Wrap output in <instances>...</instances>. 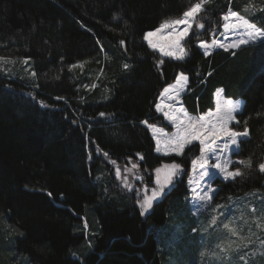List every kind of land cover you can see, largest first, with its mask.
Wrapping results in <instances>:
<instances>
[{"label":"trees","instance_id":"obj_1","mask_svg":"<svg viewBox=\"0 0 264 264\" xmlns=\"http://www.w3.org/2000/svg\"><path fill=\"white\" fill-rule=\"evenodd\" d=\"M201 2L0 0V56L27 59L35 73H0V264H164L157 230L171 223L179 205L189 210L191 158L189 151L157 153L142 121L170 128L156 103L179 73L188 75L181 100L190 114L213 109L219 88L243 99L238 116L250 134L245 156L253 167L261 163L264 40L209 54L196 43L220 30L230 7L264 28L245 11L251 1L203 0L186 58L163 56L144 39ZM125 164L136 165L158 190L156 169L177 164L181 172L164 182L144 213L117 178ZM256 189L264 194V174L253 170L220 192ZM86 220L97 232L93 249L78 254Z\"/></svg>","mask_w":264,"mask_h":264},{"label":"rangeland","instance_id":"obj_2","mask_svg":"<svg viewBox=\"0 0 264 264\" xmlns=\"http://www.w3.org/2000/svg\"><path fill=\"white\" fill-rule=\"evenodd\" d=\"M250 1V5L253 7L248 8V5L245 6V8L248 9V13L254 16L257 21H264V0ZM229 9L233 10V7H230ZM203 10L204 4L202 11ZM202 11L199 12L192 21L193 27L190 29L189 36L180 41L181 46L186 52L182 58H186L189 55L190 45L188 41L190 42V40L187 39L197 28L195 22L197 17L202 14ZM182 17L183 15L166 20L171 21L181 19ZM245 17L248 19L247 16ZM224 23L225 21L223 20V24ZM252 23H255L258 27H260L256 22ZM223 24L219 31H216L218 30L216 29L214 32H211L210 39L196 41L198 45H200L201 42L207 43V48H201L199 46L204 53L209 54L214 49L218 48L217 45L212 43L213 40H218L227 44L240 38L248 39L245 34V29L240 28L235 30H225L223 28ZM160 25L154 29L146 31L145 34L149 31L154 32L155 35L151 37V41L162 46L165 49L164 52L160 51L159 47L152 48L149 41L145 39V35L144 39L152 49L157 50L163 56H171L166 55L165 53L170 51L178 52L177 48L170 47L172 39L174 38V32L172 29H165L163 31L156 32V29H158ZM183 27L184 26L181 25L177 30H182ZM262 40H264V37H259L255 41H250L247 45L258 43ZM242 46L245 45H241L240 47ZM171 57L180 59L176 56ZM0 58H3L0 59V73L2 75L12 72V74L19 73L21 75H23L21 72L29 71L31 74L33 73V70L30 69L29 61L27 64L24 63L25 59H11L6 56H0ZM180 74L181 73H179L177 77H179ZM186 76L188 77V75ZM177 77L161 90L156 103V106L160 105L159 109L156 107L157 112L159 115L163 116V119L170 126V128L167 129L164 126L155 124L149 120L142 121L148 128H150L151 134L155 140V151L161 155H177L171 151V148L165 147V143L174 138L179 131L177 127L178 121L169 119L170 116L175 115L185 121L189 119L195 120L199 116L209 112L215 114L218 106L223 108L230 104L235 108L237 105H241L242 109L243 105L241 98L227 97L223 94V89H218L215 93V107L207 110L205 113L192 115L185 110L181 100L182 94L186 91L188 79L181 88L176 84ZM169 86L172 87L169 92L166 93L164 90L165 88H169ZM177 90L179 91V95H177ZM181 108L183 109V112L177 111V109ZM241 109L234 112L236 120L240 123L233 121L229 125L231 129L237 132L242 133L245 128L248 130V137L240 139L238 150L235 146H232L228 151L223 153L217 149V154L213 155L211 152L205 150L199 141H193L191 144L185 146L182 154L177 155L182 156L186 153V151H189L188 154H186L191 158L186 183V187L189 190V196L187 197L189 210H184L179 205V207H176V210L173 212L172 219L170 220L171 223L163 227L161 226V229L157 230V235L159 237L158 250L160 255L164 256V264H190L191 262L195 264H264L263 191L258 189L248 190L238 195H225L223 192H220L223 184L235 181L237 182L238 178L252 174L253 170L255 173L258 172L264 174V172L259 170V165L256 167H253L252 164L249 165V158L245 156V152L249 150L247 147V141L250 139V134L245 121L240 120V117L238 116V112H240ZM165 113H167V115H165ZM212 118L215 119V115H213ZM157 141H159V143H157ZM225 142H227L226 138L217 141V144H219L222 148L223 143ZM204 155L207 156L208 164L204 165L202 168L200 163L202 162ZM217 156H219V160H217ZM226 160L232 161L228 168L229 171L239 169L242 175L237 176L235 179H223V173H220L218 169H215L214 165L219 162L223 166ZM193 161H197L195 167L193 166ZM238 161H244V163L240 164ZM261 163H264V156ZM133 164H125L123 167L118 168L120 174L117 178L121 182L125 193L130 192L133 195V199L128 193H126V196L133 200V202L136 201L139 208L143 212L141 204L143 203L145 197H150L152 195V190L155 188L150 187L146 181L143 180L141 173L137 167H133ZM171 168L172 167L169 169ZM129 169H131V171H129ZM169 169H160V172L157 174L159 179V189L163 186ZM180 172L181 170L179 167L175 175L180 174ZM204 172H207L209 175L201 177V174ZM125 180H127V186L125 185ZM209 187L211 189H216L215 192L208 193L212 199L210 201L201 200L200 197L205 194V191ZM155 190L160 191L158 189ZM122 196L125 202H127V197L124 195ZM159 196L153 200L152 207ZM152 207L148 209L147 212L151 210ZM253 209H255V211H253ZM213 217L216 218L215 224H212ZM93 221H96L95 218ZM224 224H228L229 228L225 229L223 227ZM6 226L9 227V225ZM79 229L86 234V242L82 245V247L76 248L75 251L78 254H86L93 249L92 239L97 232V224L94 222V225L91 228L86 220L83 225L79 226ZM194 229L195 231H193ZM231 229H235L238 235L233 234ZM161 231H163L165 235L164 240L162 239L163 233ZM241 237H243V239H241ZM241 257H243V259H241Z\"/></svg>","mask_w":264,"mask_h":264},{"label":"snow or ice","instance_id":"obj_3","mask_svg":"<svg viewBox=\"0 0 264 264\" xmlns=\"http://www.w3.org/2000/svg\"><path fill=\"white\" fill-rule=\"evenodd\" d=\"M253 7L252 5H249L248 8ZM203 9V0L201 3H196L192 7H190L187 11L183 12V17L181 19H175V20H165L161 23L160 27L156 29V32L163 31L165 29H172L174 32V38L172 39V44L170 47H175L178 49L177 51H170L166 52V55L176 56L177 58H182L186 52L185 49L181 46L180 41L183 40L185 37H188L190 34V29L193 27L192 21L196 17V15L201 12ZM248 9L246 8L245 11ZM223 20L225 23L223 24V28L225 30H235L243 28L246 30L245 34L247 35L248 39L240 38L232 43H222L218 40H213L212 43L214 45H217L220 48L224 49H237L241 45H246L250 41H255L259 37H264V28L258 27L255 23H252L249 19H247L245 16H242L240 12L234 11L229 9L224 15ZM183 25L182 30H177L179 26ZM200 28H203L204 25H199ZM155 35L154 32H147L145 34V39L149 41V44L152 48H160V51L164 52L165 49L153 43L151 41V37ZM122 43V42H121ZM201 48H207L208 45L206 42H201L199 45ZM3 59V58H0ZM24 63L27 64L28 60L25 59ZM73 68L77 67V65H72ZM82 67V65H80ZM124 68L127 69L128 65L125 64ZM33 76H35V73H32ZM188 77L181 73L179 77L176 79V84L179 85L181 88L183 87V84L187 82ZM172 86H169V88H165V92H169L170 88ZM177 95H179V91L177 90ZM158 109L160 108V105L156 106ZM238 109H241V105H237L235 108L232 107L230 104L227 107H217L216 113L213 114L211 112L206 113L204 115L199 116L195 120H181L179 117L173 115L170 116L169 119L178 121L177 127L179 129L177 135L172 138L170 141H167L165 143L166 148H171V151L176 153L177 155L182 154L184 152L185 146L191 144L193 141H199L200 144L203 145L204 149L211 152L213 155L217 154V149L220 150L221 153L228 151L232 146H235V148L238 150L239 148V142L242 138L248 137V130L245 128L244 132H237L234 131L229 127V125L236 121V123H240L238 120H236V116L234 115V112H236ZM242 110V109H241ZM177 111L183 112V109H177ZM103 116L104 114L101 113ZM167 115V113H165ZM213 115H215V119H213ZM146 123V122H145ZM246 123V122H245ZM226 138L227 142L223 143V147L219 144H217V141L222 140ZM159 143V141H157ZM217 160H219V156H217ZM232 163L230 160H226L223 164V166L217 162L214 165L215 169H218L220 173H223V179H235L237 176H241L242 173L239 169H236L235 171H229V165ZM238 163L243 164L244 161H238ZM197 164V161H193V166ZM208 164L207 156L204 155L202 162L200 163V166L203 168L204 165ZM251 164V161H249V165ZM135 168L136 165H133ZM179 165H173L172 168L167 172L165 177V182L167 184L172 183V177L176 174V171L179 169ZM259 170L261 172H264V163L259 164ZM131 171V169H129ZM156 172L159 173L160 169H156ZM119 169L116 170V175L119 176ZM209 174L207 172H204L201 174V177L208 176ZM157 183H159V179H157ZM125 185L127 186V180H125ZM163 191V186L161 187L160 191H157L155 189L152 190V195L150 197H145L143 203L141 204V208L143 209V212H147L148 209L152 207V202L155 200ZM216 189H211L210 187L205 191V194L200 197L201 200L210 201L212 197L208 194L209 192H215ZM49 196L51 193L48 194ZM220 207V206H217ZM255 211V209H253ZM216 223V218L213 217L212 224ZM223 227L225 229L229 228L228 224H224ZM195 231V229L193 230ZM233 234L238 235L236 233L235 229H231ZM243 239V237H241ZM203 254V253H202ZM243 259V257H241Z\"/></svg>","mask_w":264,"mask_h":264},{"label":"crops","instance_id":"obj_4","mask_svg":"<svg viewBox=\"0 0 264 264\" xmlns=\"http://www.w3.org/2000/svg\"><path fill=\"white\" fill-rule=\"evenodd\" d=\"M249 19V18H248ZM250 20V19H249ZM250 21H252V20H250ZM252 22H254V21H252ZM247 45V44H246ZM245 45V46H246ZM240 48V47H239ZM219 89H222V88H219ZM218 90V89H217ZM240 99V98H239ZM242 99V98H241ZM242 103H243V99H242ZM184 106V105H183ZM184 108H185V106H184ZM185 110H187L186 108H185ZM193 115V114H192Z\"/></svg>","mask_w":264,"mask_h":264}]
</instances>
